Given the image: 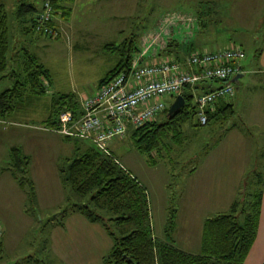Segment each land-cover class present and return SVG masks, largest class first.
Returning a JSON list of instances; mask_svg holds the SVG:
<instances>
[{
	"label": "rangeland",
	"instance_id": "rangeland-1",
	"mask_svg": "<svg viewBox=\"0 0 264 264\" xmlns=\"http://www.w3.org/2000/svg\"><path fill=\"white\" fill-rule=\"evenodd\" d=\"M0 3L7 12L13 46L9 54L32 51L52 80L47 93L35 98L27 113L15 116L20 125L14 124V117L2 121L1 126L8 130L0 137V264H27L29 257L39 264H101L111 239L98 224L84 221L79 234L73 227L66 229L63 236H68L70 246L78 248L77 239L83 240L78 252L67 250V242L64 249L53 246L54 236H61L63 229L49 220L58 219L72 204L88 203V197L78 198L63 187L58 165L73 156L74 144L90 142L62 141L44 129L40 113L57 94L72 93L78 101L92 94L115 61L114 54L103 46L133 35L138 36L133 40L141 53L146 47L173 43L172 36L184 34L179 29L185 25L188 37L198 33L199 40L213 42L211 49H241L244 58L236 63L248 65L264 41V0H92L88 10H81V4L66 20L55 16L56 29L60 32L67 23L70 34L60 32L58 39L30 31L29 20L35 14L18 18L17 0ZM238 84L226 98L232 105L231 115L218 116L206 125H198L196 116H191L181 125L178 140L168 133L150 160L134 149L129 132L108 145L117 162L145 189L155 237L170 240L188 253H199L206 218L227 212L241 189L245 192L256 185L264 189V84L250 72ZM162 101L168 108L173 98L163 97ZM155 120L164 123L165 115ZM13 145L28 155L24 177L33 184V196L27 185L21 189L14 179L8 151ZM262 195L257 235L245 264L264 262V192ZM167 223L173 228L166 239ZM112 230L117 236L124 233L121 227L112 226ZM69 253L77 257L69 258Z\"/></svg>",
	"mask_w": 264,
	"mask_h": 264
},
{
	"label": "trees",
	"instance_id": "trees-1",
	"mask_svg": "<svg viewBox=\"0 0 264 264\" xmlns=\"http://www.w3.org/2000/svg\"><path fill=\"white\" fill-rule=\"evenodd\" d=\"M42 1L17 0L16 16L24 18L34 12L35 15L29 20V30L49 39H58L60 32L56 29L54 18L58 15L65 19L70 13L72 0H53L54 18L40 26L36 24L35 18L41 11ZM41 27L57 31L56 36L43 34ZM134 37L135 40L138 38L133 35L118 44L104 45L105 49L114 54L115 61L113 67L99 79L95 91L117 74L129 70L133 56L139 51ZM10 49L7 12L0 3V82L6 83L8 77L11 80V85L2 87L0 84V119L23 109L24 104L30 103L32 96L45 95L52 81L49 70L28 50H23L19 66H8ZM210 87L211 82L198 83L193 87L185 86L180 93L184 98V105L169 116L166 108L163 111L166 119L164 123L154 121L135 128L129 127L124 135L129 132L134 149L150 160L152 152L163 146V139L168 133L178 140L181 125L195 116L192 94L206 92ZM64 111L71 112L75 117L82 111L81 103L72 93L52 97L47 116L42 121L44 129L49 131L57 128L58 115ZM232 113L231 104L218 100L214 109L207 111V123L218 116H229ZM71 139L79 138H63L64 141ZM108 144L105 151L91 143L86 146L74 144L73 156L65 158L58 165L63 187L78 198L88 197V203L72 204L69 209L59 213L58 219H50L49 222L62 227V220L66 215L78 213L87 222L99 224L111 239V247L101 258V264H244L256 237L264 189L259 190L258 185L245 192L241 189L227 212L206 218L203 221L199 253H188L177 248L170 240L163 241L155 237L145 189L117 162L110 153ZM9 157L17 184L21 189H24L23 185H27L28 192L33 196V184L24 177L28 156L22 154L18 147H12L9 149ZM112 226L123 228L124 233L115 235ZM172 228L169 223L166 224V239ZM2 246L3 238L0 253ZM26 261L39 264V260L31 257Z\"/></svg>",
	"mask_w": 264,
	"mask_h": 264
},
{
	"label": "built area",
	"instance_id": "built-area-1",
	"mask_svg": "<svg viewBox=\"0 0 264 264\" xmlns=\"http://www.w3.org/2000/svg\"><path fill=\"white\" fill-rule=\"evenodd\" d=\"M53 0H43L36 24L42 26L54 18ZM43 34L56 36L49 28L41 27ZM244 52L227 47L212 52H191L183 61L165 58L156 63L137 65L131 61L127 72H121L82 100L78 116L64 111L58 115V127L49 130L63 137L89 140L105 151L113 139L122 138L129 127L135 128L156 121L167 108L163 97L180 95L185 86L210 83L203 93H193L196 119L199 125L207 123V111L214 109L218 100L233 94V78L240 72ZM217 83V85H212ZM3 233L0 228V246Z\"/></svg>",
	"mask_w": 264,
	"mask_h": 264
},
{
	"label": "crops",
	"instance_id": "crops-1",
	"mask_svg": "<svg viewBox=\"0 0 264 264\" xmlns=\"http://www.w3.org/2000/svg\"><path fill=\"white\" fill-rule=\"evenodd\" d=\"M90 2H92V0H72V3L70 4V13L65 18V20L68 19L70 17V15L74 11H76L77 8L81 4H82V7H81L82 9L81 10H83V9L88 10V5H90ZM61 26H62V29L59 28L60 32H61V35L62 34L63 35H65V34L68 35L69 34L68 24L65 23L64 25H61ZM183 26H184V28H182ZM182 27H180L179 33L184 31V34H181L179 36H172V38L170 37L171 39L175 38V41H173V43H169L167 45H164V47L163 46L154 47V48L153 47H146L145 49H143V51H141V53L135 54L133 56L132 60H134L135 58H137L139 56V58H138V60L136 62L137 65H145V64L156 63V62H159L161 60H164L165 58H174V59H178L179 61H183L191 52H212V51H217V50H221V49L225 48V47L224 48L222 47V48L217 49V50L211 49V46H212L213 42L209 43L206 40L205 41L204 40H199L198 39V33H195L194 35H191V37H188V35L186 34V33H188L186 26L182 25ZM214 41H216V40L214 39ZM227 43H228V41H227ZM16 44H17V42H16ZM212 48H214V47H212ZM11 49H13L12 44H11ZM22 52L23 51H20L18 53L15 52L13 54H8V58H9L8 66H10V67L14 66L15 68L17 66H19L20 63L22 62V56H21ZM29 52L33 53L32 51H29ZM33 54L40 61L39 57L35 53H33ZM246 72H250L251 74H253L255 76H259L261 78L263 84H264V41L262 43V46L258 50H256L255 53L253 54V58L250 61V63L248 65H245V66L244 65L243 66L240 65V72L238 73L240 75V77L238 79L242 78V76H244V73H246ZM5 82L6 83H3V81L0 82V84H2V87L4 85H11V80H10L9 77L6 78ZM237 84H238V81H237V83L235 85H237ZM241 85L242 84L240 83L237 86L240 87ZM263 91H264V85H263ZM35 98L38 99L39 97L32 96L30 98V101H29L30 103L24 104L23 109L12 113L11 116H8L7 118L0 119V137H2V134L8 130L7 126H1V125H3L4 120L12 118V117L15 118V116L17 114L22 115L25 112L27 113V110L29 109V106L34 102ZM81 102L82 101L80 100L79 104ZM36 109L38 110L37 107H36ZM40 115L42 117L41 121H43L46 118V116H47V110L45 112L42 111V113H40ZM17 121H19V120L17 118H15L14 124L15 125H20V123H16ZM51 133H54V132H51ZM56 135H59V134H56ZM59 137L61 138L62 141H64L63 140V138H64L63 136L59 135ZM113 140H111L110 143ZM12 147H16V146L13 145ZM12 147H10V148H12ZM21 152H22V150H21ZM23 154H25V153L23 152ZM1 170H4V169H1ZM262 205L263 204H261V207H262ZM84 221H86V219L82 215H80L78 213H72V214L66 215L63 218V220H62V224H63L62 227L58 226V225H55V226H58L59 228L63 229V232H61V236H57V238H55V236H54L53 241H52L53 246L57 245V247H59V245H60V247L62 246L61 249H64L65 247L63 246V244H65L67 242L68 245H69L67 250H74V251L78 252L79 250L83 249V247L81 246V243H83V240H81V238H78L77 241H76V244H78V246H79L77 248V245L70 246V240H69L68 236H63V235L67 234V232H65L66 229H67V231H70V230H72V227L74 228L76 233L79 234L81 231L84 230V228H83L84 227ZM88 224L93 225L92 223H89V222H88ZM258 225H259V223H258ZM256 235H257V232H256ZM255 239H256V237H255ZM252 247H253V245H252ZM252 247H251L250 251L252 250ZM250 251H249V253H250ZM70 257L76 258L77 255L75 253H69V258ZM27 264H34V263L30 261ZM244 264H245V262H244Z\"/></svg>",
	"mask_w": 264,
	"mask_h": 264
},
{
	"label": "water",
	"instance_id": "water-1",
	"mask_svg": "<svg viewBox=\"0 0 264 264\" xmlns=\"http://www.w3.org/2000/svg\"><path fill=\"white\" fill-rule=\"evenodd\" d=\"M240 75H236L233 78L234 83L236 84ZM184 105V98L181 95H176L173 99V102L167 108V116L175 113Z\"/></svg>",
	"mask_w": 264,
	"mask_h": 264
}]
</instances>
